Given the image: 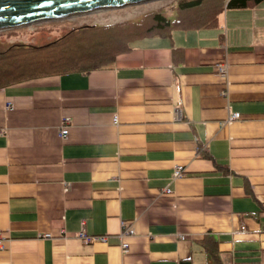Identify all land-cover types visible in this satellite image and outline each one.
<instances>
[{"label": "crops", "instance_id": "1", "mask_svg": "<svg viewBox=\"0 0 264 264\" xmlns=\"http://www.w3.org/2000/svg\"><path fill=\"white\" fill-rule=\"evenodd\" d=\"M129 47L0 88V264H264V0Z\"/></svg>", "mask_w": 264, "mask_h": 264}, {"label": "trees", "instance_id": "2", "mask_svg": "<svg viewBox=\"0 0 264 264\" xmlns=\"http://www.w3.org/2000/svg\"><path fill=\"white\" fill-rule=\"evenodd\" d=\"M263 0H177V17L166 18L160 11H149L136 19L103 25L69 28L58 36L51 27L35 34L43 37L33 43L7 40L0 35V88L20 81L70 72L89 73L112 64L136 39L167 36L172 30H197L216 26L227 9H245ZM207 264L218 263L213 242L205 243ZM189 264V262L187 263Z\"/></svg>", "mask_w": 264, "mask_h": 264}, {"label": "water", "instance_id": "3", "mask_svg": "<svg viewBox=\"0 0 264 264\" xmlns=\"http://www.w3.org/2000/svg\"><path fill=\"white\" fill-rule=\"evenodd\" d=\"M154 0H0V31Z\"/></svg>", "mask_w": 264, "mask_h": 264}, {"label": "rangeland", "instance_id": "4", "mask_svg": "<svg viewBox=\"0 0 264 264\" xmlns=\"http://www.w3.org/2000/svg\"><path fill=\"white\" fill-rule=\"evenodd\" d=\"M176 1L177 0H154L147 3L135 4L117 9L102 10L51 22L34 23L0 31V35L6 37V39L11 42L24 41L25 43H33V40L43 37V33L35 34L41 27H51V35L58 36L72 27L85 24L103 25L123 20L136 19L149 11H160L166 18L174 20L177 17V10L175 8Z\"/></svg>", "mask_w": 264, "mask_h": 264}, {"label": "built area", "instance_id": "5", "mask_svg": "<svg viewBox=\"0 0 264 264\" xmlns=\"http://www.w3.org/2000/svg\"><path fill=\"white\" fill-rule=\"evenodd\" d=\"M214 68H215V71L217 72V74L219 76H221L222 78L226 79L227 78V72H228V65L226 64V61L224 62H221V63H217L214 65ZM6 108L7 109H11L12 108V104L11 103H7L6 104ZM173 113H174V117L176 120H179L182 118V111H181V108L179 106H174L173 108ZM240 113L239 112H232L229 114L228 118H227V122H230L232 120H236L238 118H240ZM69 120L68 119H65L64 122H63V126L61 128V136L63 138L66 137V135L68 134V127H67V122ZM113 122L114 123H117L118 122V117L117 115H115L113 117ZM184 166L183 165H177L175 166L174 170H173V177L174 178H177L181 175L184 174ZM163 193H166V194H170L172 191L170 188L168 187H165L163 188ZM84 222L82 221L81 222V226L82 228L84 227ZM120 225H121V232L119 234V237H124V236H132L135 234V231H134V228L132 227V225L129 223V222H126V221H121L120 222ZM242 230H244V227L241 228ZM78 237L84 242V243H90V242H93L95 240H104V237L102 236H93V235H89V234H86L83 230H81L78 234ZM42 238H51V235L50 234H44L42 236ZM179 238L183 239L184 236L183 235H180ZM7 241V238L3 236V233L0 232V249H3L5 247V244L4 242ZM128 243L126 242H121V251H122V254L125 255L127 254L128 252Z\"/></svg>", "mask_w": 264, "mask_h": 264}]
</instances>
